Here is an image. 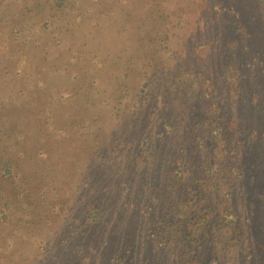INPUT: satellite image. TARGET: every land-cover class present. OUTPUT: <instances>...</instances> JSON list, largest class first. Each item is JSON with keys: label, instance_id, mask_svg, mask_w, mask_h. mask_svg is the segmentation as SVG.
Returning a JSON list of instances; mask_svg holds the SVG:
<instances>
[{"label": "rangeland", "instance_id": "374dc122", "mask_svg": "<svg viewBox=\"0 0 264 264\" xmlns=\"http://www.w3.org/2000/svg\"><path fill=\"white\" fill-rule=\"evenodd\" d=\"M0 264H264V0H0Z\"/></svg>", "mask_w": 264, "mask_h": 264}, {"label": "trees", "instance_id": "16d2710c", "mask_svg": "<svg viewBox=\"0 0 264 264\" xmlns=\"http://www.w3.org/2000/svg\"><path fill=\"white\" fill-rule=\"evenodd\" d=\"M52 1H57L58 5H63L65 0H52ZM220 1L216 2V4L214 6L220 5ZM221 6V5H220ZM235 42V41H233ZM237 42V41H236ZM237 54V53H236ZM239 69L237 68V62L230 61L227 66H226V71H225V77L227 82H235L236 78H239ZM237 76V77H236ZM65 101V100H64ZM217 122V128H218V132L221 136H223L222 140L224 142V150L225 151H233L234 148L237 147V143H234V146L230 145L231 139H229V137L227 136V125H226V120H225V116L218 114L216 118H214ZM228 124H230L228 122ZM234 135H238V131L235 130L234 131ZM233 143V141H232ZM238 144L240 146V141H238ZM239 170L243 171L241 167L236 166ZM7 168V167H6ZM10 170V168L8 169ZM223 170H227V166L224 165L223 166ZM243 172H241V175L239 176V178H241L243 175ZM238 181L234 182L233 186L234 189L232 191L229 192V195L227 197V199H222L220 201V204L225 203L224 205V209L225 210H230L233 209L235 215L238 217V215L240 214L239 212V205H237L234 201L237 198H243V199H248L247 197V191H245V189L243 187H238ZM201 205V202L197 201L194 203V206L198 209ZM249 205V203H248ZM251 205V203H250ZM243 206L246 207L247 203H243ZM173 208V211L175 213H177V208L178 205L173 204L171 209ZM212 212H214V218L217 217L218 212H217V208H213ZM208 213H210V211L208 210ZM213 220H211L209 223L205 224L203 227L205 228L206 226L212 225L213 224ZM234 224L236 225V230L239 231L240 235H243V233H245L244 229H242L240 220L237 219V221L235 220ZM241 226V227H240ZM189 231L187 230V224L183 223L180 219L177 218V215L170 217L163 225L162 230L158 233V237L156 240H164L166 238H170V237H175L177 239H183L185 237V235H189Z\"/></svg>", "mask_w": 264, "mask_h": 264}]
</instances>
